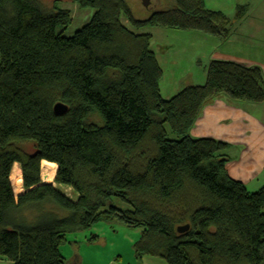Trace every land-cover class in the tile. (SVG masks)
I'll return each mask as SVG.
<instances>
[{
	"label": "trees",
	"instance_id": "16d2710c",
	"mask_svg": "<svg viewBox=\"0 0 264 264\" xmlns=\"http://www.w3.org/2000/svg\"><path fill=\"white\" fill-rule=\"evenodd\" d=\"M71 1L93 14L67 37L57 29L71 15L57 0L51 8L0 0V258L67 264L59 251L67 236L117 222L140 229L132 244L138 264H264V186L249 192L228 175L226 142L189 134L216 98L264 101L261 69L210 59L203 83L164 98L151 34L136 32L224 40L229 18L205 0H170L144 19L126 0ZM245 9L237 5L235 18ZM56 102L64 114L53 112ZM43 161L56 165L54 183L74 198L41 182Z\"/></svg>",
	"mask_w": 264,
	"mask_h": 264
},
{
	"label": "rangeland",
	"instance_id": "374dc122",
	"mask_svg": "<svg viewBox=\"0 0 264 264\" xmlns=\"http://www.w3.org/2000/svg\"><path fill=\"white\" fill-rule=\"evenodd\" d=\"M39 1L45 8H51L53 5V0ZM126 1L133 16L137 19H144L151 11L166 9L171 5L170 0ZM205 3L209 9L223 11L230 20V33L227 37V43L222 44L220 40L218 41L214 37H207L215 40L213 44L217 48L216 51L210 49L211 44H207V39L198 32L159 27H144L136 30L137 33L142 32L152 35L153 39L150 44L152 51L158 53V55L160 51H164L160 54L166 63L165 66H162L164 71L163 82H169L173 86L178 85L179 88L182 84L181 81L185 78L196 76V72L201 65L193 63L195 58H199V61L201 59L202 65L207 59H221L244 66H259L264 69V0H205ZM56 5L70 12L71 22L69 25L63 30L57 29V32L61 31L67 37L72 36L87 23L93 14V9H80L71 0H57ZM237 5H246L245 12L240 18H235ZM121 22L130 28L125 18H121ZM25 146L28 152L32 150L30 144ZM51 164L56 167L53 163H46L45 161L41 163L40 179L43 183L46 182L42 179L41 173L43 170L50 169L49 165ZM17 172L15 171L13 177L18 176ZM54 176L55 173L49 183L74 198L70 188L59 187L54 183ZM111 201L116 207L123 208L126 206L116 197H113ZM78 234L80 235H76V240H78L79 246L78 254L83 259L82 264H108V261H111V264H129L128 261L130 263L131 260L136 261L132 244L140 235V229L138 228H128L117 222H98L90 229ZM92 234L98 235V238L92 241L82 239L83 237L90 238ZM70 236H73V234L68 237ZM61 252L65 253L67 257L72 255L70 262H75V248H62ZM143 262L145 264H166L163 260L153 257L144 258Z\"/></svg>",
	"mask_w": 264,
	"mask_h": 264
},
{
	"label": "crops",
	"instance_id": "0c3cea01",
	"mask_svg": "<svg viewBox=\"0 0 264 264\" xmlns=\"http://www.w3.org/2000/svg\"><path fill=\"white\" fill-rule=\"evenodd\" d=\"M203 37L207 39V44H211L210 49L216 51L217 48L213 44V41L215 40L208 39L207 37L209 36L207 35H204ZM152 39L153 37L151 35V40ZM219 40L220 39H218V41ZM220 42L222 44L224 42L227 43V38L220 40ZM161 52L164 51H160L159 55L155 52L154 54L161 69L159 88L160 93L164 98H169L183 86L201 84L204 82V66L210 59L205 60L204 65H202V60L200 59L199 61V58L193 60L195 65L197 63L201 65L196 72L197 75L191 78H185L181 81V87L179 86L178 88V85L173 86L169 84V82H163L164 71L162 66H165L166 63L163 60L164 58L162 55H160ZM259 68L264 77V69L261 67ZM189 134L194 138L208 137L226 142L229 145L226 149L228 160L225 163V169L228 175L232 179L241 182L249 192H254L264 186V101L260 103H233L224 98H216L203 107L201 114L189 130ZM58 186L64 187L61 185ZM20 191L21 187L17 185V192L19 193ZM76 235L80 234L75 233L73 236H67V242L61 246L63 249H69V247L76 249L74 263L70 262L72 255L67 257L65 253L61 252L62 248L60 247L59 249L61 255L66 259L67 264H82L83 262V259H81V256L78 254L79 246L78 240H76ZM91 237H94L92 240H95L98 238V235L92 234ZM82 239L85 241L89 240L87 237H83ZM131 241L132 240L130 239V242ZM128 262L129 264H138L137 260H131V263L130 261ZM0 264L13 263L5 258H0ZM108 264H111V261H108Z\"/></svg>",
	"mask_w": 264,
	"mask_h": 264
},
{
	"label": "water",
	"instance_id": "95a60500",
	"mask_svg": "<svg viewBox=\"0 0 264 264\" xmlns=\"http://www.w3.org/2000/svg\"><path fill=\"white\" fill-rule=\"evenodd\" d=\"M144 1V0H142ZM67 110V106L61 102H56L54 105H53V112L56 114V115H62L66 112ZM188 228V226L185 224V225H181V226H178L177 227V231L178 232H184L186 231Z\"/></svg>",
	"mask_w": 264,
	"mask_h": 264
},
{
	"label": "bare ground",
	"instance_id": "6f19581e",
	"mask_svg": "<svg viewBox=\"0 0 264 264\" xmlns=\"http://www.w3.org/2000/svg\"><path fill=\"white\" fill-rule=\"evenodd\" d=\"M50 166V169H46V170H43L42 173H41V177L42 179L44 180V182H51L52 181V178H53V175L55 173V170H56V167L54 165H49Z\"/></svg>",
	"mask_w": 264,
	"mask_h": 264
}]
</instances>
